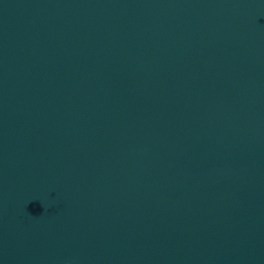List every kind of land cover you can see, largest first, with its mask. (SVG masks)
Masks as SVG:
<instances>
[{
  "label": "water",
  "instance_id": "obj_1",
  "mask_svg": "<svg viewBox=\"0 0 264 264\" xmlns=\"http://www.w3.org/2000/svg\"><path fill=\"white\" fill-rule=\"evenodd\" d=\"M0 264H264V0H0Z\"/></svg>",
  "mask_w": 264,
  "mask_h": 264
}]
</instances>
